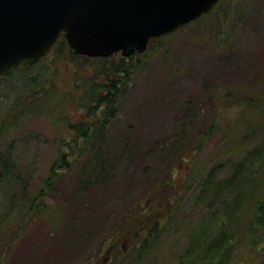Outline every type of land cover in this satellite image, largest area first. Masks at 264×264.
<instances>
[{
    "label": "rangeland",
    "instance_id": "rangeland-1",
    "mask_svg": "<svg viewBox=\"0 0 264 264\" xmlns=\"http://www.w3.org/2000/svg\"><path fill=\"white\" fill-rule=\"evenodd\" d=\"M144 52L141 67L120 93L118 114L106 136V143L114 144V150H108L114 155L109 175L98 185L80 191L75 172L70 171L71 180L57 183L44 196L47 204L54 205L55 225L50 226L48 217L37 213L33 221L23 224L15 240H10L15 229L11 232L3 227L0 241L5 244L0 243V264H79L85 258L103 264H128L131 255L127 248L136 240L135 233L146 229L154 219L161 225L168 221L169 230L160 234L157 249L149 253L148 260L173 264L174 253L181 252L184 245L185 232L204 211L191 205L195 177L210 169L218 171L219 160L239 150L236 144L241 153L263 144L264 125L257 133L258 139L248 129L258 122L264 124V117L262 120L258 113L262 111H258L260 104L264 106V0H221L213 12L163 36L160 42L153 41ZM140 54L132 56L136 59ZM119 55L109 58V66L115 65ZM54 65L58 85L70 88L74 65L66 58L57 59ZM226 92L231 96L226 98ZM248 96L259 100L254 103L257 108L243 103ZM250 107L257 111L252 112ZM71 113V121L77 122L84 112L78 109ZM210 126V135L204 139L200 132ZM62 129L46 116L29 117L8 139L20 179L0 183V215L10 211L15 202L12 193H19L25 182L28 190L41 186L59 136H65L62 141L70 140L71 134ZM177 138L182 145L193 146L189 153L183 154L177 147V156L170 152ZM258 140H262L261 144ZM66 142L60 147H65ZM201 142L195 150V144ZM178 156L181 160L176 161ZM261 156L264 161V153ZM166 161L173 162L170 168ZM227 170L225 166L221 168L219 177H224ZM158 177L165 181L162 195L173 201L181 199L179 210L170 220L166 218L167 210L158 203V192L155 194V188H151ZM257 178L264 200V168H259ZM190 181L192 194L184 191ZM148 194L147 205L144 201ZM231 195L226 192V199ZM258 197L257 194L254 202L244 204V212L229 224L232 247L225 264H264V235L259 232L250 240L245 237L250 207ZM141 202L143 206L139 208ZM135 207L141 211L140 222L135 220L138 217L130 219L112 241L108 240L110 245L105 243L100 249L113 223ZM213 208H219V204L216 202ZM177 239L181 240L179 244ZM6 244L8 248L1 247ZM149 261L144 259L141 264Z\"/></svg>",
    "mask_w": 264,
    "mask_h": 264
},
{
    "label": "trees",
    "instance_id": "trees-1",
    "mask_svg": "<svg viewBox=\"0 0 264 264\" xmlns=\"http://www.w3.org/2000/svg\"><path fill=\"white\" fill-rule=\"evenodd\" d=\"M161 39L162 37L150 38L147 44L148 47L153 41L160 42ZM145 53H141L140 57L136 59L133 56H122L120 53L115 65L109 66V58L116 53L108 57H89L76 54L68 49L64 38L60 35L51 51L46 56L38 59L29 68L25 70L14 69L9 74L0 77V183L10 184L12 181L20 179L16 175L15 160L12 154L13 151L8 145L10 143L8 139L19 132V127L21 128L27 118L46 116L53 123L62 125L64 127L62 132L66 130L67 133L71 134L70 140L67 142L62 141L63 134L59 136L60 140L55 155L46 170L48 173L42 179L41 186L28 190L27 182H25L19 193H16V191L12 193L11 198L15 202H12L10 211L0 215V231L3 227H7L11 232L12 229H15L10 240H15L17 233L23 229V224L33 221L37 213L48 217L50 226L55 225V210L52 209L54 205L47 204L44 201V196L49 190L55 189L54 186L57 183H63L67 178L71 180L73 174L69 173L70 171L75 172L74 176L78 179L80 191L98 185L109 175L108 173L113 167L111 158L114 155L108 150H114V144L106 143V136L111 121L115 120L118 114L120 93L124 91V86L127 85L133 73L141 67V57ZM60 58H66L74 65L70 88H62L56 81L57 67L54 63ZM224 94L227 96L226 98L231 96L227 92ZM233 95L235 98L239 97V95ZM262 96V100H264V95ZM244 100L243 103L246 105L251 103V106L255 102H259V100L257 101L250 96L244 97ZM70 105L73 106L72 111H69ZM257 107V105H254V108ZM263 107L261 103L258 109V111L262 110L258 112L262 120L264 117ZM254 108H251L252 112L256 110ZM78 109L84 113L80 115V120L73 122L70 118L71 112L76 113ZM259 123L248 129L253 132V137L257 139V133L264 125H259ZM211 129V126L208 127L207 131L200 132V135L204 136V139L207 138ZM175 133L179 135L177 132ZM63 139H65V136ZM60 141L66 142L64 148L60 147L62 145ZM179 141V138L174 141L175 149L170 152L176 154V156L178 149L183 154L189 153L193 146L182 145ZM259 142L261 144L262 140H258ZM201 144L202 142L198 143L197 146L195 144V150L200 148ZM235 148L239 149L236 151L237 156H233L236 155L233 154V157L228 156L222 161L219 160V163L216 164L219 170L224 166L228 169V173L224 177H219L222 173L213 169H210L205 175L195 177L197 179L194 186L195 198L192 199L191 205L194 209L201 208L204 211L199 215L194 225L190 226L185 232V239L182 240L184 245L181 247V252L174 253L176 256L173 264H225L232 247L229 239L232 235L228 229L229 224L237 220L240 214L244 212V204L254 202L252 199L257 194L259 197L254 205L251 204L253 207H250L245 237L250 240L259 232L264 235V200H262L263 193L258 190L260 183L257 178L259 168H264V161L261 160V155L264 153V141L262 145L255 146L247 153H241L238 144L235 145ZM186 159L182 160L185 161ZM179 160H181V157L178 156L176 161ZM166 163L170 168L173 162L166 161ZM164 182L162 177H158L151 188H155V194L158 192V203L167 210L166 218L170 220L174 217L173 212L179 210L178 206L181 199L178 197L173 201L167 195H162ZM191 182L188 183L190 187L186 185L187 188L184 191L189 190L192 194ZM226 192L232 194L227 199ZM222 196H225V198ZM148 198L149 194L144 201L147 205ZM216 202L219 204L217 209L213 208ZM142 206L141 202L138 207L141 208ZM146 208L142 211L144 216L147 215ZM140 212V209L138 210L135 207L134 210L131 209L130 212L123 213L121 219L113 223L112 232L104 235L99 245L100 249L103 248L102 245L105 243L108 245V240L113 239L115 233L118 234L121 227L131 222L130 219L138 217L135 220L140 222ZM225 221L228 222L227 226H225ZM167 223L168 221L165 225H161L158 219H154L146 229L135 233L136 240L127 248L131 255L128 264H141L144 259L149 261V253L157 249L160 234L169 230L167 229L169 225ZM178 240L176 242L179 244L181 240ZM111 241L109 242L111 243ZM252 241L255 243V240ZM0 243L5 244L2 241ZM169 245L171 246L173 243H169ZM7 246L9 244L1 247L8 248ZM0 250L2 249L0 248ZM171 251L173 252L175 249L171 247ZM95 260L94 258H85L79 264H103L102 261ZM150 260L152 259L150 258ZM152 263L162 264L158 260L157 262L154 260L149 261V264ZM167 263L168 261L164 264Z\"/></svg>",
    "mask_w": 264,
    "mask_h": 264
},
{
    "label": "water",
    "instance_id": "water-1",
    "mask_svg": "<svg viewBox=\"0 0 264 264\" xmlns=\"http://www.w3.org/2000/svg\"><path fill=\"white\" fill-rule=\"evenodd\" d=\"M218 0H0V77L27 69L60 34L86 56L145 51L149 38L175 33Z\"/></svg>",
    "mask_w": 264,
    "mask_h": 264
}]
</instances>
